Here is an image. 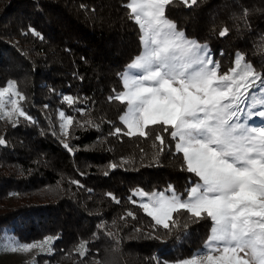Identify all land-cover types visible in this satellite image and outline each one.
<instances>
[{"label": "trees", "instance_id": "trees-1", "mask_svg": "<svg viewBox=\"0 0 264 264\" xmlns=\"http://www.w3.org/2000/svg\"><path fill=\"white\" fill-rule=\"evenodd\" d=\"M128 2L0 0V87L14 82L31 118L16 115L15 127L0 119V236L54 238L51 251L18 264L174 263L190 259L209 235L208 222L191 223L184 212L173 213L178 224L170 229L157 225L133 194L171 186L184 198L196 177L174 148L158 150L155 133L124 135L125 105L109 101L141 51ZM166 15L214 56L232 62L243 54L264 74V0H197L191 8L174 0ZM60 110L73 120L66 135Z\"/></svg>", "mask_w": 264, "mask_h": 264}, {"label": "snow or ice", "instance_id": "snow-or-ice-1", "mask_svg": "<svg viewBox=\"0 0 264 264\" xmlns=\"http://www.w3.org/2000/svg\"><path fill=\"white\" fill-rule=\"evenodd\" d=\"M173 2L129 0L125 5L138 26L142 51L121 74L123 91L109 101L125 105L120 116L127 129L124 135L148 139L155 133L158 150L174 148L175 154H182L184 170L196 181L184 198L171 186L170 194L141 192L147 202L140 207L165 229L178 224L173 213H187L191 223H209L203 249L177 264H264V98L256 94L264 93V74L240 53L234 66L221 73L208 45L188 38L167 17ZM180 2L188 8L197 4V0ZM227 34V28L219 33ZM14 89L11 82L0 88V119L7 117L15 127L13 113L31 118L13 98L25 99ZM64 99L73 103L72 97ZM6 104L11 105L10 112L5 111ZM59 115L62 131L73 124L63 111ZM254 118H260L261 124ZM121 132L114 130L117 135ZM5 144L0 138V145ZM64 147L72 150L68 143ZM127 216L134 218L132 212ZM53 239L10 250L45 251ZM80 255L84 257L86 251Z\"/></svg>", "mask_w": 264, "mask_h": 264}, {"label": "rangeland", "instance_id": "rangeland-1", "mask_svg": "<svg viewBox=\"0 0 264 264\" xmlns=\"http://www.w3.org/2000/svg\"><path fill=\"white\" fill-rule=\"evenodd\" d=\"M178 30H180V31H183L182 29H180V28H177ZM184 32V31H183ZM185 33V32H184ZM186 35V34H185ZM188 38H190V39H193L192 37H189L188 35H186ZM195 40V39H194ZM200 43V42H199ZM201 44H207V43H201ZM208 45V44H207ZM208 47H209V49H210V51H211V53H212V58L219 64V71L221 72V73H224V72H227L230 68H232L233 66H234V61H235V57H236V55H235V57H234V59H233V61L232 62H226V61H224L222 58H220V56H217V55H215L214 56V52L211 50V48H210V46L208 45ZM141 51H142V46H141ZM140 51V52H141ZM124 72V71H123ZM14 83V82H12V81H8L7 83H6V85L5 86H3V87H0V88H5V87H7L8 86V84L9 83ZM14 85H15V89H14V91H16V92H19V90H18V88H17V86H16V84L14 83ZM20 93V92H19ZM21 94V93H20ZM257 96L258 97H261V98H264V93H261L260 91H257ZM8 98V94H6V99ZM14 99H16L17 100V102H18V104L20 105V102H21V100L19 99V97H13ZM5 111L6 112H10L11 111V105L10 104H6L5 105ZM62 110H60L59 112H58V115H59V113L61 112ZM16 115H18V114H16V113H13V115H12V117H11V119H13V117H15ZM59 117H60V115H59ZM65 117H69V116H67V115H65ZM70 118V117H69ZM4 119H6V120H9L7 117H5ZM121 121V120H120ZM254 121H255V123L257 124V125H260L261 124V119L260 118H254ZM61 123H62V121H61V118H60V126H61ZM67 130H68V127L65 129V130H63L62 131V129H61V132L63 133V135H66L65 133L67 132ZM126 131H127V129H126ZM141 192H143L142 190H136V191H134V193L133 194H135V197L137 198V202L140 204V203H142V202H147V197H141L140 195H139V193H141ZM158 192H165L166 194H170V193H168V190H165V191H156V192H153V193H158ZM144 193H146V192H144ZM46 239V238H45ZM44 239V240H45ZM44 240H41V241H38V242H32V243H21V242H18L15 238H13V236L11 235V234H9V233H3L1 236H0V264H18V263H20V262H25V261H27L28 259H30L33 255H34V253H36V252H49L48 250H47V248L48 247H50V245H47L46 246V250L45 251H40V249H38V248H36V249H32L31 251H29V252H23V251H18V252H15V253H13L10 249H11V247H18V246H20V245H24V244H33V243H40V242H42V241H44ZM204 247V246H203ZM203 247L201 248V249H199V250H197L196 252H195V254L194 255H196V254H198L202 249H203ZM193 255V256H194ZM192 256V257H193ZM56 264H78V263H76V262H73V261H69L68 263H64V262H60V263H56ZM167 264H177V262H174V263H167Z\"/></svg>", "mask_w": 264, "mask_h": 264}]
</instances>
